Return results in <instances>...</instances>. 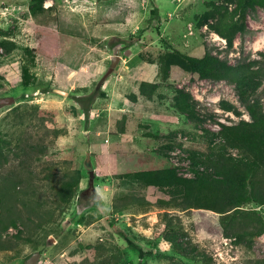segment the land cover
I'll return each instance as SVG.
<instances>
[{"label":"rangeland","instance_id":"obj_1","mask_svg":"<svg viewBox=\"0 0 264 264\" xmlns=\"http://www.w3.org/2000/svg\"><path fill=\"white\" fill-rule=\"evenodd\" d=\"M243 3L0 0V99L15 98L0 102V138L12 140L5 144L10 163L0 170L15 167L24 185L16 197L21 218L3 235L14 244L0 247V264H27L36 252L35 264H206L200 253L184 255L166 239V211L213 264H264V232L229 237L224 213L184 208L169 189L138 176L176 167L197 177L204 168L197 156L212 148L242 156L220 146L219 131L251 121L253 110L264 117V7L249 6L244 19ZM164 38L186 54L211 52L262 72L245 87L202 78L168 64L172 48ZM143 81L157 83L152 96L140 93ZM180 91L190 95L193 117L176 107ZM83 95L95 97L88 121L76 100ZM54 125L67 133L54 137ZM43 136L45 154L28 146L17 153L20 139ZM77 170L76 195L61 204L58 191ZM263 204L248 201L231 211L264 217Z\"/></svg>","mask_w":264,"mask_h":264},{"label":"trees","instance_id":"obj_2","mask_svg":"<svg viewBox=\"0 0 264 264\" xmlns=\"http://www.w3.org/2000/svg\"><path fill=\"white\" fill-rule=\"evenodd\" d=\"M243 2L241 15L244 19H246L249 6L264 7V0H243ZM163 42L168 43L172 48L167 53L168 64L180 65L186 70L198 73L202 78L229 80L236 82L240 87H245L247 85L245 83L251 82L253 77L262 72V69L254 68L250 63L233 64L211 52L197 57L172 47L165 38ZM7 43L10 42L7 41ZM131 44L128 43L126 48ZM8 49L11 47L9 46ZM157 87V83L143 81L140 93L152 96ZM46 91H50L49 88L44 90ZM101 95L105 96L106 92L102 91ZM133 97L136 98L137 94L134 93ZM188 97L190 95L187 92L180 91L176 107L187 113L189 117H193L194 105L187 100ZM76 100L81 104L88 121L95 97L83 95L77 96ZM251 116V121L224 124L219 131L220 146L238 148L242 153L241 157L212 148L208 153L202 154L204 155L202 158L201 155L197 156L204 165L203 171L197 177L181 175L176 167L142 170L138 172V176L148 184L156 185L161 189H169L176 198L180 197L181 202H178V205L184 208H209L224 213L222 219L225 223V234L229 237L235 236L239 239L246 234H261L264 232V217L261 214L247 212L241 208L231 211L248 201L264 203V117L255 110L251 112ZM53 129L54 137L67 133L65 128L56 127V125ZM45 137L43 136L40 141L20 139L17 144L19 148L17 153H21L20 156L24 151L45 154L49 148ZM8 141L12 140L0 138V168H4L11 160L9 152L6 151ZM16 173L15 167L8 171L0 170V208L2 210L0 212V247L3 248L14 244L13 237L4 239V232L16 225L18 219L21 218L16 197L23 191L24 185L20 184L21 180L15 179ZM81 178V172L77 170L76 174L70 176L71 180L64 182L58 191L61 204L72 201ZM162 219L166 224L165 237L175 249L184 255L200 253L206 260V264H213L211 256L205 251L200 252L196 246L188 242V233L181 223L174 221L171 212H164ZM17 237L21 238V235ZM127 240L134 245L128 237ZM138 249L140 255L143 256L145 253L143 248Z\"/></svg>","mask_w":264,"mask_h":264},{"label":"water","instance_id":"obj_3","mask_svg":"<svg viewBox=\"0 0 264 264\" xmlns=\"http://www.w3.org/2000/svg\"><path fill=\"white\" fill-rule=\"evenodd\" d=\"M115 57H119V56H115ZM114 61H116V58L114 59ZM15 101V98L14 97H4V98H1L0 99V102L2 104H10V103H13ZM41 255V252H36L34 253L32 256H30V258L28 259V262L27 264H35L37 261H38V258L40 257Z\"/></svg>","mask_w":264,"mask_h":264},{"label":"built area","instance_id":"obj_4","mask_svg":"<svg viewBox=\"0 0 264 264\" xmlns=\"http://www.w3.org/2000/svg\"><path fill=\"white\" fill-rule=\"evenodd\" d=\"M264 206V204L262 205V207ZM262 207H259V208H262Z\"/></svg>","mask_w":264,"mask_h":264}]
</instances>
